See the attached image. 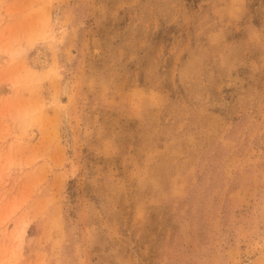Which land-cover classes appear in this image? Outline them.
<instances>
[{
    "label": "rangeland",
    "instance_id": "1",
    "mask_svg": "<svg viewBox=\"0 0 264 264\" xmlns=\"http://www.w3.org/2000/svg\"><path fill=\"white\" fill-rule=\"evenodd\" d=\"M0 264H264V0H0Z\"/></svg>",
    "mask_w": 264,
    "mask_h": 264
},
{
    "label": "bare ground",
    "instance_id": "2",
    "mask_svg": "<svg viewBox=\"0 0 264 264\" xmlns=\"http://www.w3.org/2000/svg\"><path fill=\"white\" fill-rule=\"evenodd\" d=\"M65 91V90H64ZM26 231V230H25Z\"/></svg>",
    "mask_w": 264,
    "mask_h": 264
}]
</instances>
